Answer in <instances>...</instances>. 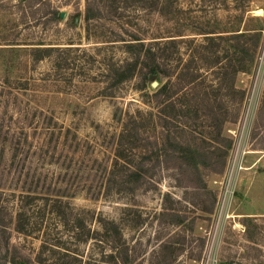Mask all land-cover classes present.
Masks as SVG:
<instances>
[{
    "label": "rangeland",
    "instance_id": "rangeland-1",
    "mask_svg": "<svg viewBox=\"0 0 264 264\" xmlns=\"http://www.w3.org/2000/svg\"><path fill=\"white\" fill-rule=\"evenodd\" d=\"M19 1L0 0V83L5 78L11 82L9 104L17 95L22 104L50 112L64 128L77 133L81 149L76 153L78 158L58 163L32 153L14 163L9 178L20 185L28 175L34 181V194L70 197L73 207L93 214L91 220H86L92 230L99 229L100 216L118 223L137 264H264V152L256 156L244 146L248 151L236 163V158L227 155L221 173L202 170L205 189L200 192L180 185L176 172L166 169L158 170L132 194L105 197L98 184L103 168L98 163L109 164L112 137L120 131L125 112L152 110L134 81L121 85L112 96L101 94L107 63L126 57L122 42L112 41L116 39L112 30L121 32L122 24L144 35L147 41L150 37L174 35L179 54L173 58L184 61L193 57L192 66L204 70L203 57L195 53L204 39L203 32L213 31V36L246 33L237 40L248 49L244 53L234 51L235 40L215 38L214 43L219 44L218 56L229 50L233 64L243 57L244 71L237 73L235 87L246 93L258 86L256 113L263 107L264 117V63L257 68L254 65L264 42V0H165L171 6L170 18L122 8L124 0H120L116 21H92L88 34L85 0ZM51 9L59 12L56 23L43 16ZM49 46L65 48L57 57L58 66L57 53L37 62L32 60L33 49ZM203 78L206 84L218 83L209 72ZM156 87L148 83L145 90L150 93ZM241 104L237 114L224 124L226 137L230 135L228 130L237 126ZM115 109L117 120L113 118ZM8 157L5 151L4 159ZM14 204L11 199L9 205ZM164 208L184 215L185 221L180 225L168 223L172 218L159 217ZM41 225L48 232L67 236L52 215H46ZM11 241L18 242L32 258L40 244L38 238L20 235H14ZM73 247L78 261L71 264H105L100 260L109 252L103 239ZM47 259L50 264H62L59 255Z\"/></svg>",
    "mask_w": 264,
    "mask_h": 264
},
{
    "label": "trees",
    "instance_id": "trees-1",
    "mask_svg": "<svg viewBox=\"0 0 264 264\" xmlns=\"http://www.w3.org/2000/svg\"><path fill=\"white\" fill-rule=\"evenodd\" d=\"M119 1L85 0L87 34L92 21H116ZM122 8L146 10L170 18L168 9L171 6L165 0H124ZM43 16H49L48 20L54 23L59 20L56 9ZM120 28L121 32L112 30L116 38L112 41L122 42L126 57L122 61L107 63L102 73L101 94L112 96L121 85L134 81L135 88L143 91L142 96L146 97L152 110L125 112L120 131L112 137L109 164L98 163L103 166L98 180L101 195L132 194L160 169L175 171L177 181L185 188L196 192L204 190L201 171L222 172L231 147V140L223 135V127L230 122L232 114H237L245 94L234 84L237 73L244 71L243 57L233 64L228 58V49L218 56L219 44L214 40H235L234 51L244 53L248 49L244 42L237 40L244 38L246 33L213 36V31L203 32L204 39L195 53L203 57L204 70L192 66L193 57L184 61L181 57L178 60L173 58L174 54H179L174 35L158 39L150 37L147 41L144 35L130 31L122 24ZM64 50L52 46L37 47L32 51V60L37 62L57 53L55 65L58 66L57 57ZM205 72L218 80L217 85L214 86L212 81L206 84L203 78ZM154 81L158 86L149 93L145 90L146 85ZM10 83L8 78L0 83V166H3L0 168V264H50L47 257L55 254L59 255L62 264H71L78 261L72 246L100 239L109 250L101 257L102 263L137 264L136 258L129 254L118 223L100 216L97 218L99 229L92 230L86 220H91L93 214L73 207L70 197L64 194H34V181L29 180L28 175L20 185L12 177L9 178L14 163L26 160L32 153L41 159L48 156L58 163L61 159L72 161L78 158L76 153L81 149L77 133L64 128L50 112L22 104L17 95L9 104L12 94ZM116 111L114 119L117 118ZM5 151L9 153L6 160ZM11 199L15 200L13 206L9 205ZM214 200L215 197L212 203ZM46 215H52L61 224L67 235L65 238L48 232L41 225ZM159 217H170L172 219L168 223L176 225L185 221L184 215L170 212L169 208H164ZM14 235L40 239L33 258L18 242L11 241Z\"/></svg>",
    "mask_w": 264,
    "mask_h": 264
},
{
    "label": "built area",
    "instance_id": "built-area-1",
    "mask_svg": "<svg viewBox=\"0 0 264 264\" xmlns=\"http://www.w3.org/2000/svg\"><path fill=\"white\" fill-rule=\"evenodd\" d=\"M263 63L264 42L261 47V51H258L256 54L254 65L257 68L260 67V64ZM257 87L258 86L254 85V87L251 88L250 92L246 90L244 99L241 104L242 107L240 110L239 118L237 120V126L233 130H228V133L230 134L228 137L231 140V147L228 152V158H230V156L236 158L235 163L238 161V158H240L245 154V152L248 151L247 148H249L250 137L248 136V133L254 126L255 118L257 115L256 111L258 108V102H256L257 97H255L256 93H259V91L256 89ZM244 146H246L247 148H244Z\"/></svg>",
    "mask_w": 264,
    "mask_h": 264
},
{
    "label": "crops",
    "instance_id": "crops-1",
    "mask_svg": "<svg viewBox=\"0 0 264 264\" xmlns=\"http://www.w3.org/2000/svg\"><path fill=\"white\" fill-rule=\"evenodd\" d=\"M257 121H258V123H257ZM255 123L257 125L256 128H255ZM262 123H264V117H263V115H260L258 113L256 116V119H255V122H254V126H253L254 129L252 131V134L250 135V141H249L250 153L256 154V156L258 155V153L264 152V127L262 126L263 125ZM257 130H258V132L259 131L260 132L257 133L256 135H254L255 133H253V132L254 131L257 132ZM254 142H255V144H254ZM261 142H263V143H261ZM253 144H254V146H253ZM257 145H261V146H257Z\"/></svg>",
    "mask_w": 264,
    "mask_h": 264
},
{
    "label": "water",
    "instance_id": "water-1",
    "mask_svg": "<svg viewBox=\"0 0 264 264\" xmlns=\"http://www.w3.org/2000/svg\"><path fill=\"white\" fill-rule=\"evenodd\" d=\"M61 16H63V14L61 13ZM151 85H152V87H156L157 86V82L156 81H154V82H152L151 83Z\"/></svg>",
    "mask_w": 264,
    "mask_h": 264
}]
</instances>
